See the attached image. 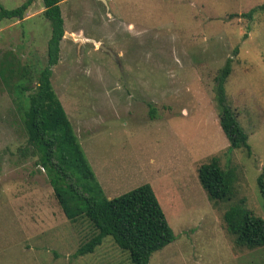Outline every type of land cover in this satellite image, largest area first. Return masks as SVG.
<instances>
[{"label":"rangeland","instance_id":"rangeland-1","mask_svg":"<svg viewBox=\"0 0 264 264\" xmlns=\"http://www.w3.org/2000/svg\"><path fill=\"white\" fill-rule=\"evenodd\" d=\"M59 7L65 39L49 81L103 194L148 183L174 234L148 264H264V246H241L224 219L240 199L264 219L257 185L264 179V0H61ZM42 9L34 0L26 21L0 22L12 25L0 30V59L10 51L30 69L33 86L51 33ZM227 60L223 90L249 152L230 149L219 126L215 77ZM2 81L0 264H131L109 236L73 256L94 229L86 218L64 216L27 143L20 89L8 92ZM213 156L235 177L224 201L211 199L198 178ZM109 167L120 175L114 193L106 189Z\"/></svg>","mask_w":264,"mask_h":264},{"label":"trees","instance_id":"trees-1","mask_svg":"<svg viewBox=\"0 0 264 264\" xmlns=\"http://www.w3.org/2000/svg\"><path fill=\"white\" fill-rule=\"evenodd\" d=\"M60 1L40 0L43 7L41 14L48 20L51 33L46 45L47 62L38 71L35 85L29 79L30 69L24 67L10 51L0 59V80H3L8 92L14 91L12 86L20 89L24 101V105L19 106L20 116L27 143L31 144L34 152L39 153V162L46 169L64 216L70 221L86 218L94 229L93 235L76 249L73 256L91 253L103 238L109 236L118 248L127 253L131 264H148L153 252L174 240L152 188L144 183L115 197L107 198L103 194L49 81L51 66L58 61L59 45L64 36ZM33 2L25 0L13 9H5L0 4V22L3 19H23ZM229 64L227 60L215 77L219 126L230 149L244 147L249 152L247 134L239 126L223 90V83L230 71ZM27 91L30 93L25 94ZM198 178L211 199L224 201L231 196L234 173L220 168L216 156L199 167ZM257 185L264 201L263 173L257 177ZM235 203L224 213L228 231L235 235L241 246H264V219L254 217L243 209L241 199Z\"/></svg>","mask_w":264,"mask_h":264},{"label":"crops","instance_id":"crops-1","mask_svg":"<svg viewBox=\"0 0 264 264\" xmlns=\"http://www.w3.org/2000/svg\"><path fill=\"white\" fill-rule=\"evenodd\" d=\"M28 19V16H27V13H26V16H24V18L23 19H21V20H18V21H16V22H22V21H26ZM16 22H14L13 24H15ZM6 26H12V25H4V26H0V30L3 28V27H6ZM14 26V25H13ZM65 38H63L61 41H63ZM1 92V91H0ZM85 154V153H84ZM85 157H86V155H85ZM87 159V158H86ZM88 163H89V165H90V167H91V169H92V171H93V173H94V176H95V178H96V180H97V182H98V184L100 185V187L102 188V189H104L103 187H102V185L100 184V182H99V180H98V178L96 177V174H95V171H94V168H93V166L91 165V163L88 161ZM107 174H108V176H107V178H106V180H105V182H106V189L107 190H110V191H113L112 193H114L115 192V188L117 187V183H118V177L120 176V175H118V176H116V171L114 170H111V167H109V171L108 172H106ZM108 198V197H107ZM111 198V197H110Z\"/></svg>","mask_w":264,"mask_h":264},{"label":"water","instance_id":"water-1","mask_svg":"<svg viewBox=\"0 0 264 264\" xmlns=\"http://www.w3.org/2000/svg\"><path fill=\"white\" fill-rule=\"evenodd\" d=\"M102 1L105 3V0H102ZM76 37L80 38L79 36H76ZM98 49L101 50V51L106 52V53L109 54L113 59L116 58V55L113 54L112 51H111L110 49L106 48L104 45L99 44V45H98Z\"/></svg>","mask_w":264,"mask_h":264}]
</instances>
